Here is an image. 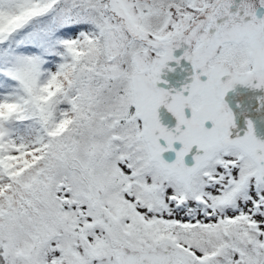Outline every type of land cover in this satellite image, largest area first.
Returning <instances> with one entry per match:
<instances>
[{"label":"snow or ice","instance_id":"obj_1","mask_svg":"<svg viewBox=\"0 0 264 264\" xmlns=\"http://www.w3.org/2000/svg\"><path fill=\"white\" fill-rule=\"evenodd\" d=\"M0 264H264V0H0Z\"/></svg>","mask_w":264,"mask_h":264},{"label":"flooded vegetation","instance_id":"obj_2","mask_svg":"<svg viewBox=\"0 0 264 264\" xmlns=\"http://www.w3.org/2000/svg\"><path fill=\"white\" fill-rule=\"evenodd\" d=\"M171 75V74H170ZM181 74L178 72L174 78H178Z\"/></svg>","mask_w":264,"mask_h":264}]
</instances>
